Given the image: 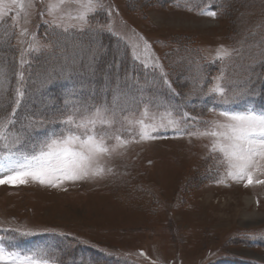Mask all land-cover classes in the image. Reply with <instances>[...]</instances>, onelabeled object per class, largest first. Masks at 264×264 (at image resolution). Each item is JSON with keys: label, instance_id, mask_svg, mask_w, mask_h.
<instances>
[{"label": "rangeland", "instance_id": "rangeland-1", "mask_svg": "<svg viewBox=\"0 0 264 264\" xmlns=\"http://www.w3.org/2000/svg\"><path fill=\"white\" fill-rule=\"evenodd\" d=\"M262 61L264 0H0V153L118 97L100 174L0 184V246L49 264H264V161L232 179L201 135L220 110L264 111ZM141 119L165 127L141 141Z\"/></svg>", "mask_w": 264, "mask_h": 264}, {"label": "snow or ice", "instance_id": "snow-or-ice-1", "mask_svg": "<svg viewBox=\"0 0 264 264\" xmlns=\"http://www.w3.org/2000/svg\"><path fill=\"white\" fill-rule=\"evenodd\" d=\"M19 6L24 8L23 3ZM89 10H92L91 2ZM206 14L213 17L216 15L214 11ZM79 19L85 20L86 16H80ZM101 55L102 50L92 49L85 67L94 73L95 61ZM229 55L231 53L228 50L221 49L217 53V59ZM210 91L221 97L225 96V88L219 83ZM18 96L22 98L23 93H18ZM117 99L118 97H113L112 109H109L106 103L102 106H94L95 111L90 116L80 115L81 107L73 105L67 110L66 116L59 121L61 127L52 131L39 145H33L30 154L0 153V184L17 186L27 183L31 178L41 184L55 185L57 181L77 180L90 174H100L103 169L97 167L99 160L114 149L106 143L109 138L107 134L97 131V126H111L114 123L117 115L115 111ZM86 110L85 106L84 111ZM109 111H111V119L107 118ZM219 115L224 118V122H209L212 125L211 130L201 135L215 138L213 149L223 153L231 169L228 174L232 179L247 177L248 183L251 184V170L258 168L259 162L264 161V111L220 110ZM15 117L16 108H13L8 121L9 126L16 123ZM137 123L141 141L156 138L152 133L156 132L158 127H165L163 124L159 126L146 124L143 119ZM176 124L175 120L168 121V126L175 127ZM27 127L32 131H39V128L32 127L31 124ZM2 128L3 125L0 124V129ZM3 139V133L0 132V140ZM115 139L118 143L121 142L120 136H115ZM6 172L11 174L4 175ZM0 264H49V262L46 259H33L32 256H20L18 252H7L3 246H0Z\"/></svg>", "mask_w": 264, "mask_h": 264}, {"label": "bare ground", "instance_id": "bare-ground-1", "mask_svg": "<svg viewBox=\"0 0 264 264\" xmlns=\"http://www.w3.org/2000/svg\"><path fill=\"white\" fill-rule=\"evenodd\" d=\"M245 202H247L246 204H251L252 202H254V199L248 197V199Z\"/></svg>", "mask_w": 264, "mask_h": 264}]
</instances>
